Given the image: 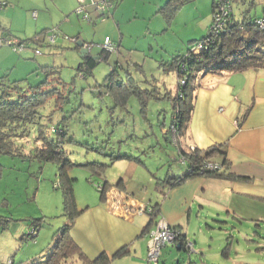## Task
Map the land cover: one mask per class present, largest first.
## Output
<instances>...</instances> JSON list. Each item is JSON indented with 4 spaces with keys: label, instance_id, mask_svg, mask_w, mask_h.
Here are the masks:
<instances>
[{
    "label": "rangeland",
    "instance_id": "obj_1",
    "mask_svg": "<svg viewBox=\"0 0 264 264\" xmlns=\"http://www.w3.org/2000/svg\"><path fill=\"white\" fill-rule=\"evenodd\" d=\"M168 1L118 0L115 7L100 17H97L98 13L89 6L91 19L77 12V1L74 12L55 24H52L51 13L45 12L50 28L41 32L37 29L35 21L30 19L32 12H25L24 17L15 15L14 26L22 32L23 28L28 29L21 36L26 39L23 41L30 48H39L41 54H38L37 59L55 64L56 71H52L49 77L43 70L27 74L31 67H34L35 61L26 58L29 51H23L25 54L11 46L3 45L0 47L2 51L0 76L5 78L2 77L4 79L2 83L0 80V88L5 89L16 77L28 78L32 85L44 82L48 77L51 83L45 85L43 91L55 87V80L58 78L71 86L74 85L66 110L75 112L71 113L65 127L67 136L62 137V146L75 164L105 158L99 152L87 150L83 144L106 148L107 144L111 147L117 143L122 149L129 148V141L132 140L130 133L134 140L142 142H145V139L151 142L164 139L165 136L157 126L156 120L161 117V120L169 121L173 105L169 108L166 104L173 103L172 97L176 95L178 89L177 73L167 64H170L175 56L185 54L193 43L201 41L208 34L213 21V0H175L172 6L167 7ZM233 7L235 15L239 18L247 11L252 17H260L264 12V0H235ZM78 33L92 46L93 56H97L102 50L101 45L106 36L114 40L116 46L118 45L117 49L110 53L109 58L99 60L92 74L83 71L87 70L86 65L82 66L81 72L79 71L84 59L75 46L74 37ZM54 35L56 41L49 43L48 38ZM30 52L33 53L34 50L31 48ZM3 60H9L10 63L16 61L15 63L19 64L12 67ZM116 64L121 66L118 68L121 76L125 77L130 73L143 90H151L149 94L144 91L143 95L146 104L148 102L146 114L141 112L139 97L131 98L127 108L115 107L106 93V88L100 86L110 74L112 66ZM28 79L19 81V84L23 87L28 83ZM198 79L197 77L196 80ZM166 93L169 98H166ZM25 95L28 97L30 93L26 92ZM51 110H55L54 99L47 100L39 108L45 115L29 128L30 133L17 138L16 146L19 151L29 154L39 147L40 125H43V129L53 137L58 136L57 133L51 132L53 127L59 128L57 120L62 115L57 116L52 112L55 116L51 121L46 116ZM119 139L124 143L119 144ZM168 150L170 152L174 149L171 146L167 148ZM157 154L163 155L160 151ZM57 164L53 161L24 159L21 155L0 153V264H43L54 249L61 228L67 222H71L74 208L73 203L68 204L70 202L67 203L65 197L67 185L63 178L66 176V170L62 172ZM117 166L107 169L109 175L113 177L118 175ZM148 167H151L150 164ZM123 171L130 179L135 176L144 179L146 187L137 194L140 199L145 203L150 199L153 202L156 200L159 194L155 178L146 168L127 165ZM68 173L75 179L73 192L77 209L101 202V194L96 187L99 183L98 175L92 176L91 171L83 166L70 168ZM62 180V187H55V184ZM121 192L124 191L119 187L111 186L105 192V201L112 195L123 197H117L119 204L116 206L124 211L128 206V198ZM34 221L40 222L37 236L31 240L26 237L24 239L23 234L30 233ZM209 224L215 229L206 228L204 224V229L199 230L192 225L190 232L195 239L196 247L194 241H190L194 251L185 250L186 256L188 254L199 259L198 262L201 264H232L238 258L237 255L264 257L262 254L259 256V253L264 252V229L254 228L249 223ZM254 231L259 232V236ZM258 247L262 250H257ZM196 251L200 253L199 256L195 255ZM176 254V248L170 249L163 258V264H183L186 261V257L180 256L175 262ZM228 254L230 258L226 257ZM118 258L119 260L109 264H122L124 257Z\"/></svg>",
    "mask_w": 264,
    "mask_h": 264
},
{
    "label": "crops",
    "instance_id": "obj_2",
    "mask_svg": "<svg viewBox=\"0 0 264 264\" xmlns=\"http://www.w3.org/2000/svg\"><path fill=\"white\" fill-rule=\"evenodd\" d=\"M4 1L7 4L0 12V35H9L20 40H26L21 36L28 29L23 28L22 32L14 26L13 17L15 15L24 17L25 12H32L30 19L35 21L37 29L41 32L50 28L45 12L51 13L52 24H55L61 18L63 20L64 16L74 12L77 6V0ZM174 2L175 0L172 4ZM235 17L238 20L242 19L236 15ZM74 38L77 41L83 40L80 33ZM75 46H77L76 42ZM31 48L26 49L29 51L26 58L30 61H37H34V67H31L27 74L38 70L47 72L50 71L48 67H56L48 61L42 62V59H37L39 55L30 52ZM79 49L78 47L77 50ZM103 56V49L97 56L91 55L94 59ZM3 61L12 67L19 64L15 63L16 61L12 63L9 60ZM6 72L9 73V71ZM2 77L5 78V76H0L1 83L4 81ZM197 77L199 79L196 80V84H193V111L181 137V145L186 149L196 146L201 151H206L215 145L219 146L221 152L213 155L212 159L219 163L227 161L228 164L222 170L226 176H195L185 179L179 185L170 186L166 180L169 177L183 176L188 172V164L177 160V150L166 138L157 139L155 142L145 139V142H142L134 140L132 133H130L132 140H128L129 148L115 149L118 152L117 155L128 157L117 158L109 166L119 165L117 166L118 175L113 177L107 170L105 172V177L110 184L119 187L124 191L121 192L122 195L130 198L131 201H128V204H136L135 200L145 203L137 194L139 190L146 187V183L140 176L130 179L123 170L127 165L128 167L146 168L154 176L156 190L159 194L154 202L149 200L152 204H160L157 218H163L172 227L181 230L183 242L194 241L195 247L196 242L190 232L192 225L203 230V225L206 224V228L209 227L212 230L215 228L209 224L210 222L231 224L236 222L249 223L254 228L264 229V66L251 67L242 71H209L200 73ZM25 79L28 78L18 79L16 77L12 79L11 84L19 87L21 86L19 81ZM30 86L35 85H32L31 80L28 79V83L21 87L27 90ZM166 95V98L170 97L168 93ZM172 105L173 103H167L166 107L172 108ZM156 121L157 126L161 128L167 127L170 119L167 121L158 117ZM119 141L123 142L122 139ZM170 145L174 150L169 152L167 148L171 147ZM158 151L163 155L157 154ZM148 157L150 159H147ZM102 160L110 162L107 158ZM110 199L112 200L111 197ZM107 205V201L101 200L94 206L82 208L83 212L77 216L70 230L75 242L90 259H96L105 253L110 258V263L119 260L118 257H124V264H149L147 260L148 240L155 222H150L148 214L125 216L109 210ZM258 234L259 232L256 233ZM180 243L181 241L164 247L161 253V264L172 248L177 250L175 262L178 257L182 256L186 257L183 264H201L198 262L199 259L193 256L187 254V258L184 253L185 249ZM257 250L261 251L262 248L258 247ZM119 251L122 253L117 254ZM198 254L200 255L196 251L195 255ZM260 254L264 256V252L259 253V256ZM245 256L237 255L238 258L232 264H264V257ZM226 257L230 258V254Z\"/></svg>",
    "mask_w": 264,
    "mask_h": 264
},
{
    "label": "trees",
    "instance_id": "obj_3",
    "mask_svg": "<svg viewBox=\"0 0 264 264\" xmlns=\"http://www.w3.org/2000/svg\"><path fill=\"white\" fill-rule=\"evenodd\" d=\"M172 1L170 0L167 5L172 6ZM215 4V0H213V13ZM257 18L264 19V12L260 17H252L250 12L247 11L244 13L242 19L238 20L232 11L230 13V20L224 31H220L210 40H208L209 34H207L201 41L193 43L185 54L175 56L170 64H167L177 73L178 89L176 95L172 97L173 109L169 125L161 127V130L165 138L176 148L177 160L188 164V172L183 176L169 177L166 180L170 186L179 185L185 179L195 176H226L222 170L228 164L227 161L224 160L219 163L212 159L213 155L221 152L219 146H212L206 151H201L196 146H193V148L190 146L186 149L181 145V137L193 111V84H195V80L200 73L219 70L242 71L251 67L264 66V28L256 23ZM200 45L202 46V50L196 53L195 50ZM76 48L78 49L77 46ZM108 55V53L105 54L103 59H107ZM83 59L84 62L80 64L79 71L81 72L83 70L82 66L86 65L87 70L84 69L83 71L92 74V70L100 58L94 59L91 56H85ZM117 64L112 66L110 74L100 86L106 88V93L112 99L115 107H125L130 97H139L142 106L141 112L146 114V99L143 95L145 92L146 94L150 93L151 90H143L130 73H127L125 77L121 76L118 69L121 66ZM48 68L50 71H47L46 74L49 77L52 71H56V67ZM48 77L44 82L30 86L27 90H24L21 86H12V84H8L5 89L0 88L2 89L0 93V153L11 156L21 155L24 159L53 161L59 164L62 172L66 170V176L63 178L67 185L65 197L67 203L70 202L68 204L73 203L74 214L71 217V222H67L61 228L54 249L48 254L43 264H109L110 258L105 253H102L96 259L88 258L70 234L77 216L83 212V209L76 208L73 192L75 179L70 177L68 171L75 166H83L91 171L92 176L98 175V184L102 185V190H99V192L101 199L105 200V192L111 186H114L105 177L107 168L113 160L128 156L117 155L118 152L115 149L121 147L117 143L111 147L110 144H107L106 148L83 144L87 150L99 152L103 157L110 159V162L94 160L87 163L75 164L62 146V137L67 136L65 127L71 118V113L75 112V110L71 112L66 110V106L70 104V96L74 85L72 84L71 86L63 79L58 78L55 80L57 86L55 85L50 90L43 91V87L51 83ZM182 79H185L184 84H181ZM26 92L30 93L28 97L25 95ZM50 99H54L55 110H51L46 116L52 121V118L55 116L52 112H55L57 116L62 115L57 120L59 128L53 127L51 132L57 133L58 136L53 137L52 134L47 133L43 129V125H40L39 147H36L29 154L19 151V148L16 146L17 138L20 136L24 137L30 133L29 128L33 124H36L40 120V117L45 115L43 112H40L41 110L39 111V108ZM118 143L121 144L124 141H119ZM208 162L218 163L221 168L217 170L209 169L206 166ZM63 180L56 183L55 187H62ZM148 205L151 206V211L147 213L150 216V222H156L160 204L148 203ZM32 225L30 233L23 234L24 239L26 237V239L31 240V238L37 236L40 222L34 221ZM176 230L180 237L181 247L187 250L185 248L186 242L184 243L182 239L183 234L181 230L178 228ZM120 253L122 251H119L117 254Z\"/></svg>",
    "mask_w": 264,
    "mask_h": 264
},
{
    "label": "built area",
    "instance_id": "obj_4",
    "mask_svg": "<svg viewBox=\"0 0 264 264\" xmlns=\"http://www.w3.org/2000/svg\"><path fill=\"white\" fill-rule=\"evenodd\" d=\"M78 1V8L77 12L79 14H82L85 18L91 19V15L88 11L89 6H92L95 10V12L98 13V17L105 15L106 12L109 11L110 8L115 7L118 0H77ZM235 0H215V10L213 13V22L212 25L208 31L209 38L208 40L212 39L213 36H215L220 31H224L226 29L227 23L230 20V13L233 11V4ZM7 2L4 0H0V12L1 10L6 6ZM256 23L259 24L262 28H264V19L257 18ZM75 42H77L76 38ZM46 40V37L45 39ZM56 41V36H52L48 38L49 43H54ZM3 45H8L13 47L14 50L23 52L24 50L28 49L29 46L25 43V41L20 40L16 37L9 36V35H0V47ZM102 49L105 54H109L114 52L117 49L116 44L111 40L110 37H106L104 40V43L101 45ZM84 48L90 49V44H84ZM35 54H41V51L39 48L33 49ZM202 50V46L200 45L195 52L199 53ZM100 58L99 60H102ZM185 83V79L181 80V84ZM193 148V146H192ZM207 168L209 169H220L221 167L217 163L208 162ZM96 187L98 190H102V185L97 184ZM118 195H112V200L108 202V206H111L109 210L117 213H121V210L117 208L116 205H118L119 200H117ZM110 198V197H109ZM128 201H131L130 198L127 196ZM113 201V202H112ZM110 202V204H109ZM136 204H128L126 209L122 210V215L125 216H131V215H141V214H147L151 211V206H149L146 203H142L139 201H136ZM180 237L178 234V231L175 227H172L169 222H167L163 218H158L155 222V226L153 230L149 234V240H148V252H147V259L149 264H160L161 260V253L164 247L171 244H176L179 241ZM185 248L193 252L192 248V242H186Z\"/></svg>",
    "mask_w": 264,
    "mask_h": 264
},
{
    "label": "water",
    "instance_id": "obj_5",
    "mask_svg": "<svg viewBox=\"0 0 264 264\" xmlns=\"http://www.w3.org/2000/svg\"><path fill=\"white\" fill-rule=\"evenodd\" d=\"M76 45L80 48L79 49V53H80V56L82 58H84L85 56H87V53H88V49L84 48L83 45H84V41L83 40H78L76 42Z\"/></svg>",
    "mask_w": 264,
    "mask_h": 264
},
{
    "label": "flooded vegetation",
    "instance_id": "obj_6",
    "mask_svg": "<svg viewBox=\"0 0 264 264\" xmlns=\"http://www.w3.org/2000/svg\"><path fill=\"white\" fill-rule=\"evenodd\" d=\"M84 44H85V42H84ZM87 56H91V50L90 49H88Z\"/></svg>",
    "mask_w": 264,
    "mask_h": 264
}]
</instances>
